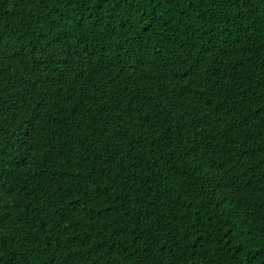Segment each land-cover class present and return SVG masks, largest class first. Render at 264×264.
I'll use <instances>...</instances> for the list:
<instances>
[{
    "label": "trees",
    "instance_id": "trees-1",
    "mask_svg": "<svg viewBox=\"0 0 264 264\" xmlns=\"http://www.w3.org/2000/svg\"><path fill=\"white\" fill-rule=\"evenodd\" d=\"M0 264H264V0H0Z\"/></svg>",
    "mask_w": 264,
    "mask_h": 264
},
{
    "label": "snow or ice",
    "instance_id": "snow-or-ice-1",
    "mask_svg": "<svg viewBox=\"0 0 264 264\" xmlns=\"http://www.w3.org/2000/svg\"><path fill=\"white\" fill-rule=\"evenodd\" d=\"M0 46H2V44H0ZM0 211H2V209H0Z\"/></svg>",
    "mask_w": 264,
    "mask_h": 264
}]
</instances>
